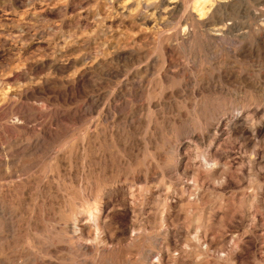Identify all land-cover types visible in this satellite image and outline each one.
<instances>
[{"label": "rangeland", "instance_id": "obj_1", "mask_svg": "<svg viewBox=\"0 0 264 264\" xmlns=\"http://www.w3.org/2000/svg\"><path fill=\"white\" fill-rule=\"evenodd\" d=\"M49 1L23 0L28 5L26 9H31L34 14L27 20L32 30L16 42L0 38V77L20 69L19 72L25 71L28 81L43 77L58 82L65 81L68 75L79 69L89 68L85 60L69 67L70 73L69 69L65 71L67 73L54 72L49 63L45 68L39 65L40 61L53 60L52 57H56L63 47L62 39L73 34L72 41L78 44L75 45L73 58L92 55V59H96L97 64L89 69L85 85L76 88L73 94L68 93V98L64 96L62 99L58 94L47 91L34 95L24 105L32 111L36 104L50 117L60 118L58 123H62L58 129L54 127L51 145L64 150L68 171H78L82 183L96 190L103 210L108 207L104 203L110 200L117 207L111 213L114 221L111 220L110 230L102 232L106 243L112 242L116 248V264L127 257L134 264H264V139L259 138L249 144L240 128L231 135L226 133V125L238 111L248 113L258 108L264 109V41L253 46L252 54L241 56L236 51L241 45L238 41L242 42L241 38L251 32L254 5L249 0L238 2L232 11L235 18L231 16L238 28L233 37L224 40L221 45H205L200 42V37L190 47L176 43L173 58L180 63L179 66L182 64L180 69L185 73L170 72L167 79L163 80L166 68L160 45L154 49L140 41L132 46L129 37L132 38L133 34L123 24L126 22L115 15L106 19L104 27L97 16L83 18L80 11H74L73 7L66 10L65 0V3L63 0ZM96 1L89 8L91 15H98L100 8L106 6V0H98L101 3ZM6 2L0 0V27L7 28L11 24L6 21L4 11L15 9H10ZM40 5H43L42 9ZM53 6H57L56 9ZM26 9L16 10V22L24 20L22 12ZM108 30L122 34L124 38L120 37V44L114 45L116 48L112 46L114 49L110 47L100 53L96 50L98 41L101 43L106 35L103 32L110 35ZM170 34L165 35L166 39ZM246 44L252 46L251 40ZM152 56L156 58L155 61H151ZM79 58L82 60V57ZM147 67L150 71L146 73ZM185 75L193 81L192 85L187 83ZM198 78L206 81V92L201 91ZM142 80L143 93L138 92L137 87ZM130 81L134 85L131 86ZM20 82L24 85L25 81ZM58 89L64 91L65 87L60 84L55 90ZM88 96L95 97L93 100L98 99L94 105L96 109L88 105ZM205 97L209 108L200 104V99ZM43 100L52 103L48 109L45 104L46 108L43 106ZM109 104L113 108L103 113ZM73 109L76 114L68 116L67 112ZM206 130L211 131L205 147L211 166L203 171L196 165V161L200 160L201 149L183 133H201ZM11 134L4 136L0 133V147L15 149L19 142L14 138L17 133ZM119 136L128 139L126 152H122L118 145ZM90 151L94 157L114 163L117 156L123 165L115 163L113 170L103 172L92 164ZM27 156L17 159L20 165L15 167V180L45 171L58 182V165L52 158H47L43 153H39L38 158L37 155ZM137 176L141 178V185ZM73 190L68 192L67 200L71 203L80 201L84 194L82 189ZM28 200L27 203L30 202ZM140 236L141 239H138ZM143 250H155L154 256L159 259L142 262L140 256Z\"/></svg>", "mask_w": 264, "mask_h": 264}, {"label": "bare ground", "instance_id": "obj_2", "mask_svg": "<svg viewBox=\"0 0 264 264\" xmlns=\"http://www.w3.org/2000/svg\"><path fill=\"white\" fill-rule=\"evenodd\" d=\"M65 1H64L65 3L64 7L66 10L69 7H73L74 11L75 10L80 11L79 12L81 14L80 16L83 18L87 16H92V18H95L97 16L99 19L102 20L101 22L104 27L105 24H107L106 19L111 17L112 15H115V17L118 19H122L123 22H126V23L123 22L122 23L126 24L125 25L126 28L129 29L130 33L133 34L132 38L128 36L130 39V44L132 46L137 45V43L140 41H143L144 43L151 45V47L154 49H157L158 46L160 45L164 56V60H163L164 68H166V73L165 74L163 73L164 75H162V79L166 80L170 72L173 74H177L179 72L185 73L183 72V69H180L182 68L180 67L182 64L179 66L180 63L178 64L173 58V54L175 53L176 50V49L174 50L176 43L184 44L185 46L190 47L192 44L194 45L196 39L200 37L201 38L200 42H202L205 45L206 43L221 45V42L233 37V33L235 32L237 26L235 25L234 20L231 19L232 18L231 16L234 17L232 11L237 7L238 2L242 0H106L105 8L104 9L100 8L98 15L97 14L91 15L92 12L89 11L91 4L94 3L95 0H65ZM249 1L251 2V4L254 5V11L252 13L254 16V23L250 27L251 30L250 34L247 35V37L241 38L242 42H240L241 40L238 41L239 43H241V45H239L240 47L237 48L236 51L237 53H240V55L241 54L244 55L245 53L252 54V52L254 51L253 46L260 45V43L264 41V10H263L264 0H249ZM6 3L10 5L11 7L10 9H15V11H9V12L8 10L4 11V13L6 14V21L11 25L8 26L7 28L3 26L0 27V38L1 39L3 38L7 41L13 40L14 42H16L20 38H24L25 36L30 34V31L32 30L31 28L32 25L30 26L27 20L30 16L34 14L32 13L31 9H26L28 5H26L23 2V0H7ZM56 5L58 4L56 3ZM56 7L54 8L56 9ZM21 8L26 10L22 12V15L24 14V16H22L24 20L21 21L22 19L20 18L21 20L20 19L19 20L21 22L19 23L16 22V15H17L16 10ZM42 8L43 5L41 6L40 9ZM54 8H52L51 10H53ZM88 22L89 21H87L86 23ZM98 26L97 27L95 26V28L97 29ZM107 32H109V30ZM169 32L172 34L168 35V38L166 39L165 35ZM103 34L106 35H104V38H102L103 40L101 41V43L100 41H98L99 45L96 48V50L98 49L100 53L105 52L112 46L115 47L114 46L115 44L118 45V43L121 41L120 37L121 38L123 37L122 34L112 33L111 30L109 32L110 35H107L106 32H103ZM73 35H71L70 37L66 35L70 40L68 38L62 39L63 41H61L62 42L61 45H63V47L59 51L58 55L56 57L54 56L55 58L52 57L53 60L50 59L51 61L48 62L47 60H43L42 58L41 60L43 61H40L39 65H42L44 67L47 63H49L51 70L53 69L55 70L54 72L61 73V72H65L67 69H69V67H73L72 65H77L80 61L85 60L84 62L87 63L86 66H89V68L86 67L87 69L84 68L79 69L76 73L74 74L72 73V75L70 74L71 76L68 75V78L65 81H58V82L55 80L50 81L48 78H43V77L41 78L34 77V79H29L30 81H28L27 80L28 78L26 77L27 74L26 75L24 74L25 71L19 72L20 69L16 72L12 71V73L9 71L10 73L8 75L4 77H0V133L1 135L5 136V134L10 133V135H12L11 133L16 132L18 136L16 135V137L14 138H17V140L19 141L15 145V149L10 148V150H7L6 148H4L5 146L0 147V264H116L115 262L116 258H114L116 248L115 246H113V243L111 242L114 240H110L109 242L111 243H106L107 241H105L104 239L105 235H103L102 232L110 228L111 222L114 221L112 220L111 213L115 212L117 207L115 208L114 202L110 200L109 202L104 203V204H108V207L106 210H103L102 208L103 206H101V204L103 203H101L102 201L101 202L99 201L98 193L94 188L89 186V184L82 183L81 180L82 178L81 177L79 178V173L77 171L78 169L76 170L77 172L75 173L68 171L67 164L65 162L64 150L56 149V147H53V145H51L50 140H52L55 132L54 127L55 129H58V127H60L59 124L62 123V122L58 123L60 121V118H58L57 115H56L57 117H50L48 113L43 112V109L40 108L38 109L36 104L33 105L32 111H30V109L26 107L27 105H24V102L26 104V101L29 100L34 95L39 93H44L47 91L58 94V97H62V99L64 98V96L68 98V93L73 94V91L76 88L80 89V87H83V85H85V82L87 81V77L89 75L88 71L89 69H92L94 65L97 64V61L96 59H92L91 57L92 55L91 56L82 55L73 58L72 54H74L75 51L74 48H76L75 45H78L77 41H75L76 38L74 40L75 42L72 41L74 39L72 38ZM249 39L251 40L252 46H247L246 44V42L249 41ZM168 41H170V43L166 44ZM231 46L233 47V44ZM225 47L226 46L224 45L223 48ZM104 55L106 54L104 53ZM235 55L236 54H234V56ZM79 57H82V60ZM155 60L156 58L152 56L151 61H155ZM24 66L25 67L23 68L25 69L26 68L25 63ZM70 70L71 69L68 70L69 73ZM145 71L147 73L150 70L147 67ZM184 77L187 79V83L192 85L191 83L193 81L191 82V80H189L188 76L186 75ZM20 81L22 82L25 81L26 84L24 82V85H21ZM197 81L201 84V91L205 90L206 92V84H204L206 81L202 78H198ZM138 83H139L137 84V87L139 86L138 92L143 93L142 91V89L144 90V88H142V86L144 85L143 80L139 81ZM19 84L21 86H18ZM60 84L62 85V87H65L64 91H60L59 89L57 91L55 90L57 86ZM132 85L134 84L131 83V86ZM93 98L95 99V97H90V96H88L87 98V103L90 102L88 103V105L92 107L98 102L97 98H96L97 100H93ZM71 100L68 102H71ZM42 104L43 106L45 104V106L48 109V107L52 103L50 104V100H45V101L43 100ZM200 104L201 106L207 108L209 105L207 97L201 98ZM112 108L110 104L107 105L103 113L106 112V110L110 112V109ZM75 109L77 110V108ZM72 113L76 114L74 109L67 112V115L69 116ZM124 119H126V117H124ZM38 121H40L41 123L40 122L38 123ZM238 128L242 130L241 132L242 136L245 138L246 141H248V143L254 142L259 138L264 139V109L258 108L255 110H251L248 113H245L243 110L238 111L237 114H235L233 118L226 125V133L231 135ZM183 134L185 136H188L196 145V147L201 149L202 153L199 156L200 160L196 158L199 160L196 161V165L198 166V169L200 170L202 169L203 171H206L211 166L210 160L208 159L207 156V151H206L207 148L205 149V147H207L208 142L210 140L211 131L207 132L206 130L201 133H192L191 131H184ZM127 142L128 139L125 137L124 138L121 137L118 140V145L120 146L122 152H126V150H128ZM197 152H199V150ZM39 153H43V155L46 156L47 158H52V160H54L58 165V169H57L58 182L54 181L55 177L54 178L52 177L53 180H51L52 179L51 176L46 174L45 171L41 172L39 175L32 174L28 177L26 176L27 178L15 180L16 177L15 167H19L20 165L19 163L17 164V159H21L22 157H25L27 155H29L30 157H33L31 155H34L35 157L37 155L38 158ZM90 155H91L92 164L95 165L96 168L97 167L101 168L103 172L110 171L112 168H114L115 163H117L118 165H123V162L117 156L115 157V163H114L113 161H107L105 159H101V158L98 159L94 157V153L91 151H90ZM110 174L112 173L110 172ZM137 179H138L137 180L138 183L140 184L141 178L139 177ZM203 182H205V180H203ZM70 189L71 190L82 189V191H84V194L80 201H74L72 203L68 202L67 200L68 192ZM25 198H28L30 202L27 199L29 202L27 203V200ZM130 205L132 206V204ZM102 214H104V216H102ZM102 235L104 236V238ZM138 239H141V236ZM154 254H155V250H143L140 259L143 260L142 262L144 261L148 262L149 260L153 261L154 259H159L157 256L156 258ZM119 264H134V263H132V261L127 257L121 259Z\"/></svg>", "mask_w": 264, "mask_h": 264}]
</instances>
